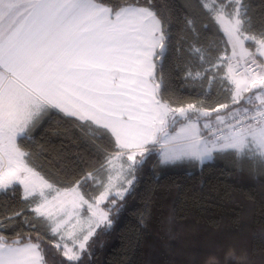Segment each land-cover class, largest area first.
Returning a JSON list of instances; mask_svg holds the SVG:
<instances>
[{
    "label": "snow or ice",
    "instance_id": "1",
    "mask_svg": "<svg viewBox=\"0 0 264 264\" xmlns=\"http://www.w3.org/2000/svg\"><path fill=\"white\" fill-rule=\"evenodd\" d=\"M196 8L219 43H206L186 14L177 51L187 81L218 86L223 99L213 105L166 97L156 69L173 43L167 5L0 0V192L19 185L31 213L0 216V228L16 232L0 234V264H82L96 229L111 227L107 205L124 199L153 152L165 164L231 158L264 175V14L253 15L247 0H197ZM55 113L79 121L103 154L99 167L66 186L43 175L26 150ZM46 240L65 259H49ZM226 256L237 259L231 249ZM239 259L248 264L246 254Z\"/></svg>",
    "mask_w": 264,
    "mask_h": 264
},
{
    "label": "trees",
    "instance_id": "2",
    "mask_svg": "<svg viewBox=\"0 0 264 264\" xmlns=\"http://www.w3.org/2000/svg\"><path fill=\"white\" fill-rule=\"evenodd\" d=\"M155 3L167 5L173 16V43L157 60L156 69L168 88L166 97L184 105H213L222 100L218 86L187 81L181 71L182 53L177 48L186 36V14L195 18L206 43H219L212 31L203 30L207 21L196 8L197 0ZM247 3L253 15L264 14V0ZM78 125L74 118L55 113L27 141L32 163L58 186L70 184L103 161L102 152L89 140L91 133ZM96 143L103 146L107 141ZM135 177L124 199L111 207V227L98 228L89 240L88 251L81 254L82 264H207L213 257L229 264V249L237 256L232 264H240L242 254L247 255L248 264H264V175L231 158L218 157L203 165L189 161L165 164L153 152ZM16 187L15 193L0 192V216L16 211L31 214L21 187ZM21 219L17 217L18 222ZM0 234L16 237L12 226L0 228ZM45 247L50 250L49 259L53 254L58 260L65 259L47 240Z\"/></svg>",
    "mask_w": 264,
    "mask_h": 264
},
{
    "label": "rangeland",
    "instance_id": "3",
    "mask_svg": "<svg viewBox=\"0 0 264 264\" xmlns=\"http://www.w3.org/2000/svg\"><path fill=\"white\" fill-rule=\"evenodd\" d=\"M158 154H159V153H158ZM159 159H160V157H159ZM130 188H131V187H129L128 191L130 190ZM21 190H22V188H21ZM128 191H127V192H128ZM127 192H126V193H127ZM126 193H125V194H126ZM22 194H23V190H22ZM107 206H108V207H112L113 205H107ZM82 212H83V210H82ZM102 227H106V226H105L104 224H101L99 228H102ZM97 229H98V228H97ZM97 229H96V230H97Z\"/></svg>",
    "mask_w": 264,
    "mask_h": 264
},
{
    "label": "crops",
    "instance_id": "4",
    "mask_svg": "<svg viewBox=\"0 0 264 264\" xmlns=\"http://www.w3.org/2000/svg\"><path fill=\"white\" fill-rule=\"evenodd\" d=\"M59 114L63 115L62 113H59Z\"/></svg>",
    "mask_w": 264,
    "mask_h": 264
}]
</instances>
